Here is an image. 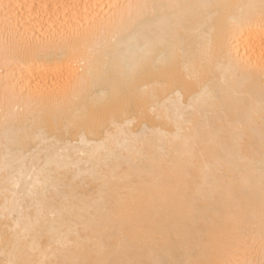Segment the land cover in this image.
<instances>
[{
  "label": "bare ground",
  "instance_id": "6f19581e",
  "mask_svg": "<svg viewBox=\"0 0 264 264\" xmlns=\"http://www.w3.org/2000/svg\"><path fill=\"white\" fill-rule=\"evenodd\" d=\"M0 264H264V0H0Z\"/></svg>",
  "mask_w": 264,
  "mask_h": 264
}]
</instances>
